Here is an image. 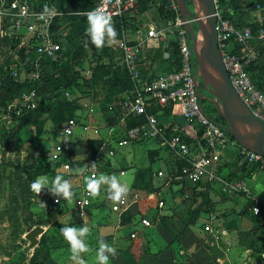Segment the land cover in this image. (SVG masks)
I'll list each match as a JSON object with an SVG mask.
<instances>
[{"label": "crops", "instance_id": "obj_1", "mask_svg": "<svg viewBox=\"0 0 264 264\" xmlns=\"http://www.w3.org/2000/svg\"><path fill=\"white\" fill-rule=\"evenodd\" d=\"M157 1L153 0L150 7L136 14L133 25L126 28L122 36L132 42H141L139 67L147 75L165 72L170 65L168 59L174 52L173 42L167 44L166 37L159 39L147 36L149 28L159 29L167 22L159 16L157 8L159 2ZM94 2L95 0H51L52 7L60 12L54 19L53 24L58 29L61 35L60 38L64 41L59 54L63 55L61 63L67 65V67L62 66L64 74L58 80L60 83L69 81L73 69L79 72L80 77H77V80L82 83L84 78L89 79L92 77L93 69L95 65L97 67L98 62L106 65L113 61L115 66H117L116 57L118 51L113 48V44L118 38L106 36L103 46L97 47L88 36V26L82 22L83 12L90 9ZM76 24L80 25L77 27L80 33L78 37L73 34L77 29L72 31ZM0 30L7 34L4 21L3 25H0ZM169 33L173 34L167 32L166 35ZM8 46L7 49H9ZM94 51L97 53L95 54ZM31 55L30 59L26 60V69H23L21 64L18 80L19 82L26 81L27 84L33 83L35 88H32V90L35 89V95L53 99L52 87L54 83H50L41 77L38 78L37 83L35 82L36 79H30L31 70L35 69L33 61L35 56L33 53ZM44 66L46 64L42 58L41 70H43ZM25 70L26 79L25 77L22 78ZM1 84H4V86L13 85V92H16L20 86L6 74L0 80ZM65 92H69L70 96L76 98L78 107L75 109L73 117L86 123L88 129L84 130L82 127L77 126L72 135L66 136L60 134L59 130L55 131L52 121L46 119L44 122L45 127L53 129L48 140L51 148L50 153L54 151L56 144H60L64 155L68 159H83L76 158L75 152L70 149L73 148V144L82 146L88 139H91V141L102 140V144L96 147L95 153L97 154L100 147L102 148L100 157L107 159L106 166L111 170L112 175H127V168L132 166L130 164L121 165L122 159L113 157L115 148L121 146H114V139L107 136L110 134V128L116 127V119L114 118L110 121V115H106L105 112L107 110L112 112L115 107H120L119 103L121 100L130 94L128 88L120 93L117 98L118 102L114 103L113 101L108 106L100 103L101 101L97 99L98 97L94 98L91 90L85 85L80 88V86L73 84L67 87ZM16 93L18 94V92ZM1 94L4 95L6 92L1 91ZM5 101L6 103L8 102L7 100ZM12 105L10 104V106ZM119 109L121 110V107ZM39 114L41 117L46 116L45 112H40ZM161 120L169 128L180 129L186 136L193 140L195 139L196 136L192 131L193 129L185 122L177 109H169L162 112ZM119 122H121V118ZM142 140L146 142L150 140L148 143L149 148L155 149L153 151L155 159L148 162L153 172L152 181L155 190L148 197H143L142 191L139 194L137 193L138 196L131 195L132 193L130 195L127 194L128 191L134 190L132 182L136 167H132V173L126 182L128 191L124 195L127 199L125 208H123L124 206H115V200L108 195L107 185H102L98 196H92L91 204L87 208L84 217L78 214L74 201L63 200L61 203V209H68V211L66 210L67 216L77 219L81 226H89L90 232L86 236L87 241L90 240L93 244L99 246L100 240L103 239L117 249L116 255H110L109 264H218L224 260L225 255L230 253V251L239 249L241 236H247L248 231L261 225L257 223V225L253 226L252 218L257 217L252 211L254 201L251 197L243 193L229 195L222 191L219 179L243 178L250 187L252 196L260 199L262 206H264V170L257 169L255 166L253 167V165L243 161L238 155L236 146L228 144L221 149L219 160L213 166L216 179L210 180L208 177H204L197 183H191L176 176L179 173V161L174 154L160 147L154 139ZM106 143L110 144L109 148L112 147L114 149V154L111 157L106 156L107 153L104 150ZM168 157L176 158V164L172 165L168 161ZM61 170L63 169L61 168ZM119 170L124 173L118 174ZM158 170H162L164 177L157 175ZM63 171H69L74 176L75 180L72 184L75 189L74 196L83 188H87V182L84 181V178L85 175L90 176L81 167ZM156 181L158 182L157 184ZM205 197L208 199L207 202L204 201ZM160 199L164 200V207L157 206V202ZM184 200L187 201L184 202ZM249 200H252V202L249 203ZM183 203L189 206V211L192 210L193 214L196 213L194 217L191 213L176 208ZM141 216L156 219L153 222L150 220V226H141L138 222ZM121 218L128 219L124 223ZM77 221L76 223H79ZM134 223L144 228V236H139L138 234L134 236L132 234L131 237L129 235V232L132 231V227L129 224L132 225ZM207 225L208 228H206ZM157 228H161L162 231L160 238L156 237L153 232ZM143 238H145L146 244L145 250L142 251ZM254 240L256 242L260 241L255 238ZM157 241L160 242L159 245H157ZM214 246H217L220 250L212 252V250H215ZM249 248L251 249V247ZM123 250H126V254L131 256L132 263L126 260V254ZM94 258L96 259V256Z\"/></svg>", "mask_w": 264, "mask_h": 264}, {"label": "built area", "instance_id": "obj_2", "mask_svg": "<svg viewBox=\"0 0 264 264\" xmlns=\"http://www.w3.org/2000/svg\"><path fill=\"white\" fill-rule=\"evenodd\" d=\"M161 1L164 2L165 8L173 10L176 16L174 20H169L159 29L149 28L147 36L164 39L167 32L173 33L179 59L178 67L154 75L144 74L139 67L141 42H132L124 37L116 40L113 44V48L118 51L116 65L129 74L132 87L130 94L119 103L125 135L115 139L113 145L123 146L132 140L154 139L160 147L183 162L176 176L191 183H197L204 177L210 180L216 179L213 166L219 160L221 149L228 144L239 149V156L243 161L264 170L263 155L240 145L228 129L219 125L204 112L195 89V57L190 35L183 26L184 21L179 15L176 1ZM138 4L139 0H95L94 5L83 14L90 16L93 11L103 12L109 15L114 23L124 17L136 16L135 9ZM215 8L217 43L230 82L251 112L264 120V88L257 86L247 69L259 54L257 43L264 42V0H255L250 10V19L241 25H236L228 18L222 17L217 0H215ZM59 14L60 12L52 7L51 0L0 1V16L3 17L9 35L8 48L15 54V60L9 66L12 75H17L18 64H22L23 69H26V60H29L33 53L35 69L31 70L30 79H38L41 75V59L44 57L56 59L59 56L61 45L54 40L50 31L54 19ZM20 96L23 107H35V89ZM169 109H177L180 112L185 122L193 129L196 136L194 140L180 129H171L164 124L161 114ZM137 116H143L144 122L127 129L125 119ZM77 126L84 130L88 129L86 123L76 117H70L59 129L60 134L72 135ZM113 130L114 128H110V133ZM198 130L201 131L200 136H197ZM101 149L100 147L95 157L88 161L86 168H83L90 177L101 173L112 175L111 170L106 166L107 159L100 157ZM106 153L107 157H111L114 149L111 147ZM51 155L54 162L60 161V168L70 170L69 161H62V156L65 155L60 144L55 145ZM123 173L122 170L118 171V174ZM157 175L164 177L162 170H158ZM219 180L223 192L229 195L243 193L251 197L254 201L253 213L261 212L263 204L260 199L252 196L245 179ZM49 194L55 205L63 202L61 199L57 202L53 195ZM91 199L92 196L87 188L75 194L74 205L81 217L86 215ZM126 202L127 199L123 196L120 200H115V206L125 208ZM164 205V200H158L157 206L164 207ZM138 222L141 226L151 225L150 219L145 216H141Z\"/></svg>", "mask_w": 264, "mask_h": 264}, {"label": "rangeland", "instance_id": "obj_3", "mask_svg": "<svg viewBox=\"0 0 264 264\" xmlns=\"http://www.w3.org/2000/svg\"><path fill=\"white\" fill-rule=\"evenodd\" d=\"M157 2L160 3L161 0ZM248 13L249 10L243 11L244 15ZM166 21L168 22V20ZM0 25H3V17L1 16ZM192 25L196 27L195 23H192ZM79 26V24H76L72 31ZM5 31H7L6 25ZM73 34L78 37L80 34L79 29L75 30ZM8 45V32L4 34L0 30V80L6 74V70L9 71L11 76H14L9 66L12 65L15 54L7 49ZM261 45L260 42L257 43V46L260 47ZM62 66L67 67L64 64ZM24 77L26 79V71L22 75V78ZM35 82L37 83L38 79ZM128 83V78L121 68L115 66L114 62L111 61L109 64H102L101 67H96L95 65L92 77L89 79L84 78L83 82L78 86L80 88L83 85L87 86L91 90L94 98L98 97L97 99H100V103L108 106L113 101L114 103L118 102V96L128 88ZM80 92L82 93L81 89ZM68 93L64 92V95L61 96L70 102V107L76 106L77 108L76 98L70 96ZM202 95L208 96V94ZM203 100L205 109L210 113V101L205 98ZM7 101V106L0 107V264H79L78 260L72 258L70 246L65 240L61 229L69 223L77 227L81 226V223L77 219L67 216L66 210L68 211V209H61V204L54 205L49 210L48 206H50L53 200L49 194L50 192L46 188H43L39 193L31 188V182L41 174L48 176L50 181L54 180L57 175H60L68 180L71 185L74 183V176L69 171L61 170L60 166L56 168L53 174L47 173L44 170L43 164L53 159L48 143L53 129L46 128L44 123L24 126L18 130L17 134L9 142H5L4 139L9 134L8 130L19 124L20 116L23 112L21 96ZM10 104L13 105L10 106ZM36 106L38 107L35 101V107L33 109ZM119 108L115 107L114 111L110 112L107 110L105 112L106 115H110V121L114 118L116 119V127L107 135L108 137H113L114 140L125 135V127L119 122L120 115H122V109L120 110ZM74 111L75 109H72L68 115L73 114ZM149 141L132 140L129 144L115 148V155L113 157L121 158V165L130 164L132 167H136L132 182V188L134 190L131 192L128 191V195L132 193L131 195L138 196L137 193L139 194L142 191L143 197H148L154 190L152 170L148 162L155 159L153 152L155 149L149 148ZM95 145V142L91 141V139L86 140V143L82 146L73 144V148L70 149L75 152L76 158L83 159L72 160L68 159L67 156H62V161H69L70 169L81 167L83 170V168H86L88 161L96 155ZM109 146L110 144L106 143L104 150L107 151ZM175 159L168 157V161L172 165L176 164L177 160ZM132 167L127 168V175H114L117 178L119 177L118 179L121 183H126L132 173ZM140 170H145L144 178L139 180V182H135V176H137ZM87 178L88 176L85 175V182H87ZM186 201L184 200V202ZM176 208L191 213L193 217L196 215V213H192V210L189 211V206L187 204L185 205V203ZM256 217L252 218L254 222L253 226L257 225V223L261 225L258 228L248 231L247 236H241L239 240L240 247L236 250L237 252L230 251V253L225 255L224 260L218 264H264V220L259 221V214H256ZM127 219L121 218L124 223ZM155 219L150 220L153 222ZM76 221L79 223H76ZM36 225H42L44 227L43 234H45L46 238L42 242H39L43 234L39 235L38 244L30 247L29 240L25 237V234ZM129 226L132 227V231L129 232L131 237L132 234L134 236L137 234L144 236V228L139 227L137 223L129 224ZM153 232L156 237L158 236L160 238L162 235L161 228H157ZM257 233L258 235H256ZM254 238L260 241L256 242ZM142 241L143 251L145 250L146 244L145 238ZM87 243L90 246L89 251L81 255L87 264H96L94 256L97 255H95V252L97 253L99 246L93 244L90 240ZM156 243L157 245L160 244L159 241ZM214 247L215 250H212V252L220 250L217 246ZM248 247H251V249H248ZM123 252L125 254L127 253L126 250H123ZM90 255L92 256L91 259Z\"/></svg>", "mask_w": 264, "mask_h": 264}, {"label": "trees", "instance_id": "obj_4", "mask_svg": "<svg viewBox=\"0 0 264 264\" xmlns=\"http://www.w3.org/2000/svg\"><path fill=\"white\" fill-rule=\"evenodd\" d=\"M186 1L189 5L191 4L190 0H186ZM152 2H153V0H139V4L135 9V13L138 14L141 11L145 10L146 8L150 7ZM217 3H218V7L221 11L222 17L228 18L230 21H232L236 25H241V24L247 23L248 20L250 19V10L253 8L255 0H217ZM157 8H158L159 16L161 18H163L165 20H170V21L174 20L176 13L173 10L165 8L164 2L161 1L158 4ZM248 10H249V13L244 15L243 11H248ZM133 21H135V16L124 17V18L118 20L117 22H114L113 25L116 29L115 38H122L125 29L132 26ZM82 22L84 24H86L87 26H89V16L84 15ZM50 31L53 33L54 40L58 44H60L61 48H62L64 41L60 38L61 35L59 34L58 29L55 28L53 23L50 27ZM260 43L262 45L260 47L257 46L259 54L253 61H251V63L247 66V69L251 72L253 80L256 82L257 86L259 88H264V42H260ZM173 45H174V52H173V54H171V57L168 59V61L170 62V65L166 71L176 69L178 67V64H179L178 54H177V50H176L174 42H173ZM60 53H61V50H60L59 54ZM96 53L97 52H95V54ZM62 56L63 55H59L56 59H52L49 57L43 58L45 60L46 66H44L43 70H41L40 77L42 79H45L46 81H48L50 83H54L53 87H52L53 99L50 100L48 97L43 98L42 95H40V97H39V95H35L34 99L36 102H38V107L36 106V108H34V109L33 108H26V107H25V109H24V107L22 108L23 112H22V115L20 116V122H19V124H17V126L8 130L9 134L6 135V137L4 139L5 142H9L17 134V132L20 128L27 126L29 124L39 125V124H43L46 119H50L53 123L54 130L58 131L62 127L63 123L68 118L73 117V114L68 115V113L71 112L72 109L73 110L76 109V106L70 107V102L68 100H66L61 95H64V92L66 91L67 87H69L73 84H75L76 86L81 84L77 80V77H80V74L77 70L73 69L72 73H71V77L67 83L58 82L60 77L63 76V74H64L63 68L61 65ZM97 66L101 67L102 63L98 62ZM21 67H22L21 64L18 65V73L15 76H11L9 71L6 70V75L8 77H10V79H13L15 82L20 84V86L16 90V92H18V94H17L16 92H13L14 91L13 85L4 86L5 83L3 85L2 84L0 85V105L1 106H7L6 105L7 103L5 100H13L16 97H19L20 94L28 93L30 90H32V88H35L33 83L27 84L26 81L19 82L18 75H19V71H20ZM121 70L123 71V73L128 78V82H129L128 83V90L130 91L131 87H132L131 78H130L129 74L124 69L121 68ZM195 71H196V64H195ZM4 87H5V89H4ZM200 89H201V92H205L201 85H200ZM1 91L6 92V94L2 95L3 93L1 94ZM199 101H200V104L202 105V107L204 109V112L211 119H213L215 122H217L219 125H221L222 127H225L227 129L226 122L219 115L216 107L210 102L209 104L211 107V112L209 113L204 107V104H203L204 100L199 99ZM35 109H40V110H35ZM40 112H42V113L45 112L46 116L45 117L39 116ZM144 120L145 119L143 116L127 117L125 119V126L128 129L130 127H133L135 125L143 123ZM38 132H39V130H38ZM200 135H201V131L198 130L197 136H200ZM92 141L96 143V145H95L96 147H99L102 144V140H92ZM237 150H238V155H239V149L237 148ZM59 164H60V161L54 162V160H49L45 164H43V168L47 173L53 174L56 171V168L59 166ZM178 165H179L178 170H180L181 166L183 165V162L179 161ZM253 167H254V165H253ZM145 173H146L145 170H140V172L137 174V176H135V182H139V180L143 179ZM152 175H153V172H152ZM154 190H155V188H154ZM61 200H64V199H61ZM204 201L207 202L208 199L205 197ZM250 202H252V200H249V203ZM54 205H55V203L52 202L50 204V206H48V209L51 210ZM262 220H264V206L262 207V210L259 213V221H262ZM45 238H46V236H45V234H43L41 236V239L39 242H42ZM125 258L129 263L133 262L130 255L126 254Z\"/></svg>", "mask_w": 264, "mask_h": 264}, {"label": "water", "instance_id": "obj_5", "mask_svg": "<svg viewBox=\"0 0 264 264\" xmlns=\"http://www.w3.org/2000/svg\"><path fill=\"white\" fill-rule=\"evenodd\" d=\"M187 29L195 57V89L198 98L208 99L226 122L234 139L245 148L264 156V120L245 105L230 82L217 43L215 0H175ZM188 19L192 20L190 22ZM195 23L196 27L192 25ZM167 44L175 42L174 34L166 35ZM200 85L208 96H203ZM44 233L42 225L31 228L25 237L29 246L38 244Z\"/></svg>", "mask_w": 264, "mask_h": 264}, {"label": "clouds", "instance_id": "obj_6", "mask_svg": "<svg viewBox=\"0 0 264 264\" xmlns=\"http://www.w3.org/2000/svg\"><path fill=\"white\" fill-rule=\"evenodd\" d=\"M87 32L91 42L97 47L103 46L106 36L113 38L116 36V29L111 21V17L97 11H93L89 16ZM102 185H107L109 197L117 201L128 191V185L121 183L115 175L101 173L98 176L87 178L86 187L93 197L100 194ZM31 188L38 193L43 188H46L57 202L60 199L72 202L74 199L73 186L60 175H57L54 180L50 181L48 176L41 174L31 182ZM61 231L70 246L72 258L78 260L79 264H87L81 254L89 251L90 246L86 241V236L90 232L89 226L82 225L77 227L69 223L63 226ZM116 252L117 249L115 247L101 239L97 249L96 264H109L110 255L114 256Z\"/></svg>", "mask_w": 264, "mask_h": 264}, {"label": "flooded vegetation", "instance_id": "obj_7", "mask_svg": "<svg viewBox=\"0 0 264 264\" xmlns=\"http://www.w3.org/2000/svg\"><path fill=\"white\" fill-rule=\"evenodd\" d=\"M202 94H208L207 92H202Z\"/></svg>", "mask_w": 264, "mask_h": 264}]
</instances>
